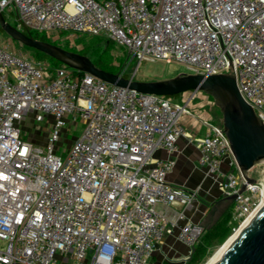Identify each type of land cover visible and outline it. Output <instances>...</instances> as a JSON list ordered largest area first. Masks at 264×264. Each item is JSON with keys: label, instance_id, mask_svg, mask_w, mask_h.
Returning a JSON list of instances; mask_svg holds the SVG:
<instances>
[{"label": "built area", "instance_id": "obj_1", "mask_svg": "<svg viewBox=\"0 0 264 264\" xmlns=\"http://www.w3.org/2000/svg\"><path fill=\"white\" fill-rule=\"evenodd\" d=\"M5 11L19 31L54 45L76 47L90 35L125 47L137 61L131 79L143 61L232 76L264 124V0H0ZM216 109L203 91L177 102L137 93L0 43V264H56L58 255L75 264H148L174 231L191 255L203 234L186 215L196 193L166 181L180 138L198 150V166L220 193L235 196L232 216L243 222L261 186L239 193L244 180ZM30 115L51 118L45 150L22 137ZM70 121L83 129L58 154Z\"/></svg>", "mask_w": 264, "mask_h": 264}, {"label": "water", "instance_id": "obj_2", "mask_svg": "<svg viewBox=\"0 0 264 264\" xmlns=\"http://www.w3.org/2000/svg\"><path fill=\"white\" fill-rule=\"evenodd\" d=\"M0 30L19 45L41 53L79 73H87L109 85L128 88L137 93L173 97L186 91L199 90L211 96L220 114L221 124L230 144V151L244 183L256 182L248 173L264 163V124L240 96L235 79L225 74H179L162 81H138L118 73L104 71L86 56L57 45L34 39L10 25L0 12ZM235 196H230L233 200ZM216 264H264V206L239 233Z\"/></svg>", "mask_w": 264, "mask_h": 264}, {"label": "rangeland", "instance_id": "obj_3", "mask_svg": "<svg viewBox=\"0 0 264 264\" xmlns=\"http://www.w3.org/2000/svg\"><path fill=\"white\" fill-rule=\"evenodd\" d=\"M3 15L10 25L17 26L15 15L13 13H7L5 11ZM0 43L7 46L8 48H11L14 51L22 52L26 56L37 61V58L32 51L12 41L4 33H0ZM56 45H59L63 49H68L73 52L82 54L88 57L91 61L96 60L97 58L104 59V61H106L109 66H111L114 72H117L121 76L126 75L128 78H130V76L134 72L137 64L135 58H133L132 55L129 54L128 50L125 47L115 44L111 41L109 42L107 41V39L100 36L80 35L75 39L76 47L72 48H70L66 43L56 42ZM59 66V64L51 65L52 68H56ZM179 74H189V72L185 69L184 66L177 63L166 64L163 61H143L138 66L133 79L138 81H162L174 78ZM173 101L177 102L178 96L173 97ZM215 115L217 119L220 118L219 115L217 116V113ZM50 121L51 118L46 117L45 122L36 123L34 122L33 116L30 115L19 125L22 137L30 141H34L36 146L45 150L47 138L49 135L48 124L50 123ZM82 129L83 125L80 121H70L69 124H67L61 131L59 143L57 145V147H59V149H57V153L60 154L62 153V151H64L65 148L69 147L75 137L82 131ZM248 175L251 178H254L257 182H260V179L264 176V163L254 166L249 171ZM259 200L260 195L258 193L254 198V201L255 203H258ZM230 204L231 203L229 201L219 203L217 204L216 209L212 208L213 205L210 206L208 215L206 216L204 223L200 224L203 228L204 233L223 214V212L228 208ZM241 223L242 222H239L237 227L231 229L230 234L221 244H218L207 250L201 264H204L208 260V258L214 254V252L228 239V237L233 234L234 230H236V228H238ZM189 257L186 262L189 260ZM163 264L168 263L163 262Z\"/></svg>", "mask_w": 264, "mask_h": 264}, {"label": "crops", "instance_id": "obj_4", "mask_svg": "<svg viewBox=\"0 0 264 264\" xmlns=\"http://www.w3.org/2000/svg\"><path fill=\"white\" fill-rule=\"evenodd\" d=\"M180 151L174 155L175 166L166 176V181L173 187L195 191L196 196L192 201L186 215L188 219L200 225L204 223L210 206L216 209L217 204L230 202L229 197L223 196L217 188L212 176H207L205 170L198 166L199 152L194 145L189 144L184 138L178 140ZM155 156L160 159L167 158L164 151H157ZM222 171L227 170V164H222ZM201 226V225H200ZM188 248L176 238V231L166 234L156 245L148 264H185L189 257ZM56 264H75L69 256H57ZM81 264H87V259Z\"/></svg>", "mask_w": 264, "mask_h": 264}, {"label": "trees", "instance_id": "obj_5", "mask_svg": "<svg viewBox=\"0 0 264 264\" xmlns=\"http://www.w3.org/2000/svg\"><path fill=\"white\" fill-rule=\"evenodd\" d=\"M4 18H5V16H4ZM13 27H16V26H13ZM0 33H3V32L0 30ZM22 33H24L25 35H29L36 40L50 43L49 40L46 39V37L43 35H40L37 33H31V32H28L27 30H22ZM66 50H68V49H66ZM30 51H32V50H30ZM69 51H71V50H69ZM32 52L34 53L35 57L37 58V61H47L51 65H55V64L61 65L60 63H57L56 61L48 58L47 56H45L41 53H38L35 51H32ZM92 62L94 63V65L96 67H98L104 71L111 72V73H117V72H114V70L111 68V66H109V64L106 61H104V59H100V58L98 59L97 58L96 60H93ZM123 77L128 78L126 75H124ZM173 97H175V96H173ZM216 113H217V116L219 115V117H220L218 109H216ZM232 214H233V201L228 206V208L223 212V214L213 223V225H211L206 230L205 233L203 232L199 243L196 245V247L194 248V250L192 251V253L189 257V260L187 262H185V264H201L207 250L211 247H214L218 244H221L227 238V236L231 232V229L237 227L239 224L238 220L233 219Z\"/></svg>", "mask_w": 264, "mask_h": 264}, {"label": "bare ground", "instance_id": "obj_6", "mask_svg": "<svg viewBox=\"0 0 264 264\" xmlns=\"http://www.w3.org/2000/svg\"><path fill=\"white\" fill-rule=\"evenodd\" d=\"M260 200L256 208L245 218V220L239 225L236 230H234L233 234L228 237V239L214 252L212 256L208 258V260L204 264H216L222 254L231 246V244L235 241L239 233L249 224V222L253 219V217L257 214V212L264 206V176L260 179Z\"/></svg>", "mask_w": 264, "mask_h": 264}]
</instances>
